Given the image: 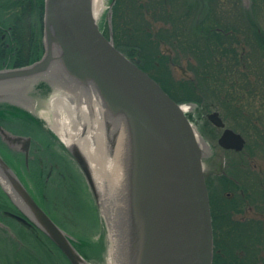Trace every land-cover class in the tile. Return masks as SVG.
Returning a JSON list of instances; mask_svg holds the SVG:
<instances>
[{
  "label": "water",
  "instance_id": "95a60500",
  "mask_svg": "<svg viewBox=\"0 0 264 264\" xmlns=\"http://www.w3.org/2000/svg\"><path fill=\"white\" fill-rule=\"evenodd\" d=\"M92 6L93 0L44 1V53L29 66L0 70V103L26 109L31 104L28 92L41 79L83 94L94 89L106 112L109 146H115L119 134L123 142L121 263L212 264V210L204 167L209 148L183 105L104 36ZM207 118L224 127L217 113ZM0 134L10 147H19L27 161L31 139L10 135L1 126ZM217 143L238 152L245 140L224 129ZM68 150L100 206L89 162L78 147ZM0 187L25 217L16 219L40 229L70 264H91L1 156Z\"/></svg>",
  "mask_w": 264,
  "mask_h": 264
},
{
  "label": "rangeland",
  "instance_id": "374dc122",
  "mask_svg": "<svg viewBox=\"0 0 264 264\" xmlns=\"http://www.w3.org/2000/svg\"><path fill=\"white\" fill-rule=\"evenodd\" d=\"M103 2L105 8L97 23L104 35L119 46L130 45L132 53L142 56L133 43L145 45L142 36L151 30L150 40L156 37L153 45L160 44L161 53L171 62L170 68H165L174 85L170 83L171 95L175 99L190 100L183 104L193 112V123L209 148L204 163L205 175L214 210L219 215L215 223L212 222L213 262L264 264V52L257 49L250 59L254 49L259 48L251 44L263 47L259 39L264 38V0H215L217 5L203 0L199 8L197 0H166L169 13L189 11L186 26L181 25L185 30L178 28L180 22L166 23L167 17L163 18L158 10L162 4L155 5L157 11L154 13L146 10L150 0H138L137 3L123 0L117 31H113L114 3L110 8L113 0ZM172 2H175L173 6ZM250 2L252 9L243 10L244 5H251ZM210 6L215 7L210 19L234 30L221 49L226 54L214 47L221 60L212 58L210 52L204 58L205 40L201 34L192 33L193 29L204 27ZM192 44L198 49L194 50ZM148 52H152L151 48ZM153 58L154 55L151 59L158 68L159 63ZM144 65L147 74L156 76L155 66ZM166 70L161 69L158 74L169 82ZM191 86L193 90H188ZM212 113L219 115L225 128L242 135L245 140L243 150H224L217 144L223 129L214 127L208 120ZM39 115L44 116L43 112ZM46 130H49L48 126ZM53 135L56 140L51 151L42 146L45 150L37 151L33 156L34 164L29 162L28 168L20 153L10 151L8 161L30 189L32 197L59 228L75 240L90 243L89 252L86 250L92 257L90 263L108 264L111 244L106 219L82 173L65 150L64 142L58 135ZM37 172L42 177L41 182L35 184L33 175ZM8 204L5 203L7 209ZM8 210L14 212L12 207ZM6 220L11 229L7 233L5 228H0V264H69L40 231L33 234L19 221ZM218 253L221 258H216Z\"/></svg>",
  "mask_w": 264,
  "mask_h": 264
},
{
  "label": "bare ground",
  "instance_id": "6f19581e",
  "mask_svg": "<svg viewBox=\"0 0 264 264\" xmlns=\"http://www.w3.org/2000/svg\"><path fill=\"white\" fill-rule=\"evenodd\" d=\"M92 7L93 16L97 20L105 8L103 0H93ZM101 32L103 33L102 30ZM66 89L67 92H56L54 95L47 91L43 94L42 101L38 96H33L35 110L32 109V112L44 128L48 126V131L58 135L69 148L78 147L89 162L102 214L108 224L111 244L108 264H122L119 252L125 211V205L123 207L121 203V199L124 201L120 164L122 136L119 134L113 148L109 146L104 127L106 112L94 89L90 88L88 94ZM39 107L43 108L42 111L37 110ZM40 112H43V117L39 115ZM203 146L206 148L204 144ZM120 209V223L117 225L116 215Z\"/></svg>",
  "mask_w": 264,
  "mask_h": 264
},
{
  "label": "trees",
  "instance_id": "16d2710c",
  "mask_svg": "<svg viewBox=\"0 0 264 264\" xmlns=\"http://www.w3.org/2000/svg\"><path fill=\"white\" fill-rule=\"evenodd\" d=\"M133 1H135L136 3L138 2V0H133ZM159 1H160V4H159ZM171 1H173V0H171ZM197 1H198L197 3L199 4L198 8L200 7V4L202 7L203 0H197ZM208 1L210 3H212L213 5H217L215 3V0H213V1L208 0ZM122 2H123V0H115V3L113 5V13H112L113 14L112 15L113 31L114 30L117 31V25H118L117 20L119 18L118 12H119L120 6L122 5ZM174 3L175 2H172V6ZM233 3H235V2H233ZM157 4L158 5L162 4L160 6L161 8H158V10H160V12L162 13L163 18L167 17L166 23H168V21L171 24H173V22H175V21L180 22L178 25L179 26L178 28L181 30H185V29H182L181 25L186 26L185 23L187 22V20L190 17L189 11H183V12L179 13V10H176V11L173 10L171 13H169L170 11L166 7L167 6L166 0L165 1L164 0H150L149 7H146V10H148L149 12L154 11V13H155L157 11V10H155V8H156L155 5H157ZM165 4H166V6H165ZM140 7H143V6H140ZM138 10H141V8ZM187 10H189V8H187ZM207 11H208V15L206 17V22H205L204 27H199L197 29H193L192 31H194V32H192V33L193 34L194 33L201 34L205 40L204 48L202 47L204 58L208 57L209 52H210L212 58H216V59L221 60V58L218 55L217 50L214 49V47L216 46L219 49V51L221 52V49L222 48L224 49L223 45H225V40L227 38H231V35L233 36L234 30H232L230 28H225L223 24H220V22L213 21V19L212 20L210 19L211 15L215 11V7L213 8V6H210L207 9ZM190 13H192V12H190ZM155 35H158V34H155ZM151 36H153L152 31L151 30H150V32L146 31L145 35L142 36L144 41H145V45H142L139 43H133V44H136L135 46H137L139 48L140 52L143 53V54L141 53L142 56L132 53V49L129 48L130 45H128V44L127 45L126 44L120 45L122 47H120L119 44H115V46L118 49L121 48L120 50L123 53H125L139 68H141L145 72H147V69L144 67L145 66L144 64L147 63L151 67L155 66V65H153L154 61L151 59V56L154 55L153 59L158 61L159 64H158V68L156 66L153 67L155 70L156 76L148 73L149 76L151 78H153L162 87V89L165 92H167V94L175 102H177L179 104L189 103L190 100L188 98L175 99L171 95V90H173V88L171 87V84L173 85V82L171 80V76L169 75V72L167 71L168 68H170V66H171V64H169V63H171L170 59H169V57H168V60L165 59V57L161 53L160 44L153 45V43L156 40V37H154L153 40H150ZM127 43L132 44L130 42H127ZM191 46H194L193 47L194 50L198 49V47H195L196 44H192ZM149 48H151L152 52L147 53V49H149ZM205 53H207V56ZM221 54H226V52L222 51ZM147 59H149V60H147ZM165 68H167V70ZM161 69L166 70L168 72L169 77H167L166 79L169 82H167L165 79L160 78L158 72ZM38 88L42 91L43 94H45L47 91H49L48 90L49 88L43 83H40L38 85ZM193 88L194 87L191 86L188 90H193ZM181 95H182V93H181ZM0 110H1L0 111V123L7 130H9L10 132H12L14 134H18V135L31 136L35 140V143L37 145L45 146V149H47V151H51L52 145H55L56 138L52 134V132H50V131L46 130V128H44V126L42 125L40 120H38L35 116H32V115H30V114H28L22 110H18L17 108H12V107L7 106V105H1ZM34 146H36V145L34 144ZM31 164H33V163L31 162ZM41 177H42V175L40 173H38V172L34 173L33 178L35 180V184L41 182ZM208 188H209V192H210V185H208ZM210 201H211V208H212V221L214 224L215 220H217L219 218V215L214 210V203H213L211 194H210ZM7 202L9 203V201L7 200V198L5 197L3 192L1 191L0 192V209L1 210H8L10 207H12V205L9 203L8 209H7V206L5 205V203H7ZM89 244L90 243H87L85 240L78 239V238H77V240L74 239V245L76 246L77 250L81 254H83V256H85V258L90 262L91 261L90 260L91 254H88L86 251V250H88V252H89V247H90ZM215 246H216V244H215ZM99 247H100V245H99ZM218 254H216V258H221L220 254L219 255ZM214 256H215V254H214ZM91 259H92V257H91ZM99 259H97V261H100ZM215 263L216 262H213V264H215ZM238 264H240V263L238 262Z\"/></svg>",
  "mask_w": 264,
  "mask_h": 264
},
{
  "label": "flooded vegetation",
  "instance_id": "af4514ba",
  "mask_svg": "<svg viewBox=\"0 0 264 264\" xmlns=\"http://www.w3.org/2000/svg\"><path fill=\"white\" fill-rule=\"evenodd\" d=\"M249 4L251 5H244L243 10L250 11V9H252V2ZM43 9L44 0H0V70L25 67L40 58L43 51ZM259 41L263 47H260L256 44H251V46L255 45L259 48L254 49L250 59L254 56L255 50L260 49L264 52V38L259 39ZM244 57L245 54L242 56V59ZM40 83H44L48 88H51V90L54 89V85L42 79L32 85V88L29 90L28 94L30 95L31 93V95L33 94L34 96H38V99L42 101V91L38 88ZM55 90L61 91V89H54L53 91ZM31 101L32 99H30V102ZM0 125L3 127L1 123ZM5 130L7 129L5 128ZM34 143L29 147L30 152L27 162L23 161L24 166L27 168L29 162L34 164L33 156L36 155L37 151L45 150L42 145H37L35 143L36 146H34ZM11 150H14L15 152H21L19 147H10L3 140L2 135L0 134V154L7 160L11 159V155L9 154ZM32 153H34V155H31ZM7 218L16 220L12 218L8 211H0V221L5 225V229H2L9 233L11 228L7 225ZM23 225L33 234H35L38 230L35 227L27 226L25 224ZM43 236L48 243L53 245L49 238H47L44 234ZM57 250L59 251V249ZM27 252L30 251L27 250Z\"/></svg>",
  "mask_w": 264,
  "mask_h": 264
}]
</instances>
